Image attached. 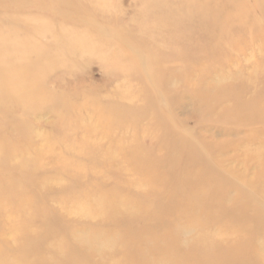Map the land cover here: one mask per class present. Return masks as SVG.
<instances>
[{
    "label": "rangeland",
    "instance_id": "rangeland-1",
    "mask_svg": "<svg viewBox=\"0 0 264 264\" xmlns=\"http://www.w3.org/2000/svg\"><path fill=\"white\" fill-rule=\"evenodd\" d=\"M35 1L0 0V42L45 51L53 70L43 87L58 94H124L127 126L108 132L98 113L67 112L54 94L27 102L28 112L2 109L0 264H223L235 252L241 264H264V215L254 210L264 196L241 198L231 182L216 183L218 196L181 197L183 172L204 162L189 158V132L178 126L193 129L205 153L229 146L220 158L250 167L257 184L264 119L239 127L235 100L209 114L201 97L263 95L252 108L264 115V0ZM83 123L97 128L80 131Z\"/></svg>",
    "mask_w": 264,
    "mask_h": 264
},
{
    "label": "bare ground",
    "instance_id": "bare-ground-1",
    "mask_svg": "<svg viewBox=\"0 0 264 264\" xmlns=\"http://www.w3.org/2000/svg\"><path fill=\"white\" fill-rule=\"evenodd\" d=\"M35 2H36L35 4H37L36 5L37 8L42 7L41 6L42 2L41 3H39L38 1H35ZM18 5H20L21 7L25 4H18ZM0 30H3V28L0 27ZM28 50L30 52L27 51V48H23V47L21 48V46L17 42L13 43V42H10L9 40L0 42V112L2 111L3 108L6 110L12 108L13 110V107L15 105H17L16 108H18L20 107L19 105L21 104L25 106L24 112H28L29 108H26V107H28L29 103L36 104V102L43 101L44 98L47 100L51 94H54V96L58 98L56 102L59 103L61 101L60 104L62 103L63 109L67 110V112H74L76 109H78L77 111L79 112H82L83 109H85L86 111L87 110L90 111L92 109L93 112L99 114L97 116L98 122H99L98 125L100 126L106 125L107 127L106 130L108 132L112 128V124H114L115 122L120 125L119 128L123 127L122 129L125 130V127L127 126V120L125 119V114H126L125 104L128 98L124 94H116V95L107 94L104 96L102 95V93H99V91H95L93 92L94 95L92 96V95H88L89 93L85 91H81L79 94L75 96V98L74 96H71V97L69 96L68 98V96L66 97L67 93L63 91H60L61 94L60 93L58 94L57 89L49 90V88L43 87V85H46V81L50 75V72L53 70V68H51L52 66L50 65H46L42 63V60L44 59L43 54L45 53V51L38 52L36 50L35 45L29 46ZM137 52L139 53L140 51L137 50ZM67 54L74 55L69 52ZM18 55H20L19 58L22 57L21 61L19 58L16 59L17 57L14 58V56H18ZM113 59H114L113 64L117 67L116 58H113ZM151 66L152 65L150 64V61L146 60L145 68L148 70L151 69L150 72H154L153 67ZM117 69L121 70L124 68L119 66V68ZM206 85L208 86V84ZM207 88L210 89V84H209V87ZM182 94L181 95L185 97V94L184 93ZM206 95H208V97ZM206 95L205 97H201V101L206 103L207 113L209 114L220 109L222 105H224V102L228 100H235L238 106V109H237L238 111L236 113L243 116L241 118H239L238 114L236 116L235 115L233 116V118H235V121H239L240 119H242L240 120L239 123H242L244 125H240L238 123L239 127H242V126L250 127L256 122H259L260 121L259 119L261 120L264 119V115L262 114L260 108H257V109H255V107L252 108V105L256 106L259 102H261L263 95H261L256 100L254 99L252 102H246L244 104H241L240 102L241 98L238 95H235V94L232 95L228 91L227 93L222 94V95L220 94L219 95L217 94L215 96L212 94H206ZM174 96L175 94L173 95V97ZM179 96L180 95H178L177 97ZM63 97L68 98V99L74 98L75 101L77 100V102H75L74 104L72 103L67 104L66 101L63 100L64 99ZM161 98L164 100L165 103H168L163 94ZM100 100L105 101L106 104L102 103V101L100 103ZM162 111L164 112V110ZM80 117H82V115ZM169 117H172L170 118L172 122L174 123L176 122L175 120H173L174 117L172 114H170ZM15 118L16 120H19V117L16 114H15ZM83 119L85 120V118ZM18 125L22 126L21 127L22 131L24 134H26L28 130L23 128L24 124L22 123L21 124L17 123L14 126V130L16 129L19 130ZM178 126L182 128V131L184 133L189 132L187 141L185 139L183 140V142L186 141L187 144H189L187 147L189 154H191L189 158L193 160L196 158L204 162V170L201 167H199L197 163L192 161L193 164L190 165V167L183 172L186 179L184 180V183H182V185L188 188V193H182L181 197L187 195V196H192L194 199L200 200V198L209 197L211 193L212 195L218 196V194L221 193V190L220 188L216 190L215 188L216 183H219L221 185V186L218 185L219 187L224 188L223 186H226V188L228 189L231 182H234L233 183L234 186L239 188V190L241 191L240 192V194H242L241 198L245 197L247 199H250L249 197L252 196L253 194L256 196H259V195L260 196L262 195V197L264 196V169H262L261 166L256 167V168L251 167V169H256L257 172L259 173V174L257 173L258 174L257 182H256L257 184H255L253 179H250L246 173V171H248L250 167L240 172L236 168L233 169L229 167L231 163L229 164L226 163V161H229V160L223 161V159L220 158L221 157L220 154L224 153L225 150H229L228 149L230 148L229 146H226V148H223V149L219 147L215 148L211 146V148H209V151L205 153L204 149H201L202 151L198 150L199 148H202L203 146H205V143L199 137L197 138L195 135L193 136L191 134L193 129L189 128L186 125L179 124ZM94 127L95 126H91L89 124L85 125L83 123L82 125H80L79 129L80 131L82 130L91 131L92 133L94 131L93 129L97 128V127L96 128ZM175 131L177 132V130ZM30 133H32L31 130H30ZM236 146L238 147L239 145H236ZM231 147H234V146H231ZM8 153H10V155L12 154L15 160L19 156V153L16 154L15 150L14 151L9 150ZM209 169H212L210 173L211 176H209L207 173V179L203 180L206 175L205 173ZM8 170L9 168H6L0 165L1 175L7 174ZM203 174L205 175L203 176ZM201 181H205L207 183L202 184ZM198 186H203V188L198 189L197 188ZM225 194H227L228 196V192ZM254 210L257 213L259 212L261 215H264V206H260V205L259 207L254 206ZM238 211L242 212V211H245V209L240 208L238 209ZM245 259H246V256L243 253L235 252L234 255L230 259L226 261H221V263L241 264V262L244 261Z\"/></svg>",
    "mask_w": 264,
    "mask_h": 264
}]
</instances>
